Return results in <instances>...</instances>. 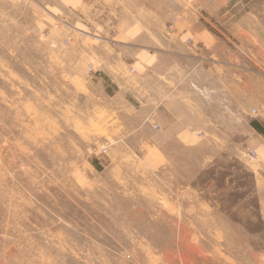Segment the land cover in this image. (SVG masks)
<instances>
[{
  "label": "rangeland",
  "instance_id": "obj_1",
  "mask_svg": "<svg viewBox=\"0 0 264 264\" xmlns=\"http://www.w3.org/2000/svg\"><path fill=\"white\" fill-rule=\"evenodd\" d=\"M137 1L153 28L170 9L165 36L197 8L207 40L150 51L222 61L197 73L198 106L221 89L244 140L153 147L155 77L118 67L133 58L76 18L0 0V264H264V0Z\"/></svg>",
  "mask_w": 264,
  "mask_h": 264
},
{
  "label": "crops",
  "instance_id": "obj_2",
  "mask_svg": "<svg viewBox=\"0 0 264 264\" xmlns=\"http://www.w3.org/2000/svg\"><path fill=\"white\" fill-rule=\"evenodd\" d=\"M37 8L45 10L48 15H65L75 19V24L84 31L96 32L108 39L114 48L119 47L133 59H116V65L124 70L132 67L137 76L150 75L157 80V97L155 106L147 111L144 122L157 125L156 138H148L153 147H159L168 141H177L182 145H194L197 133L203 131L207 135L227 136L243 141L244 133L227 132V127H236L245 121L244 115L237 111L231 117L222 119V93L217 92L214 103L217 109L210 113L198 106V79L200 70L212 75L213 69L222 71V61L219 59H157V54L150 51V46H157L165 51L172 46V40H177L180 34L194 33L192 45L204 42L210 37L206 28L197 26V8L190 12L192 21L189 25L178 19L171 34L165 36L168 12H161L162 20L157 28L150 27L145 17L152 15L146 5L137 0H32ZM164 17V18H163ZM114 25L117 32L112 35L110 27ZM85 41V40H83ZM196 46V45H195ZM122 51L123 55L124 52ZM103 62V60L100 59ZM206 64H209L207 66ZM210 71V73H209ZM130 73V72H129ZM217 81H220L216 77ZM201 96V94H199ZM201 105L206 103L205 97H199ZM208 113V114H207ZM232 124H230L231 120ZM240 121V123H239ZM243 126V125H242ZM214 131V132H213ZM156 145V146H155Z\"/></svg>",
  "mask_w": 264,
  "mask_h": 264
},
{
  "label": "built area",
  "instance_id": "obj_3",
  "mask_svg": "<svg viewBox=\"0 0 264 264\" xmlns=\"http://www.w3.org/2000/svg\"><path fill=\"white\" fill-rule=\"evenodd\" d=\"M187 2H190L192 0H186ZM102 153H106L107 148L105 146H101ZM255 152L253 150H249L247 152L248 158L251 159L254 156Z\"/></svg>",
  "mask_w": 264,
  "mask_h": 264
},
{
  "label": "trees",
  "instance_id": "obj_4",
  "mask_svg": "<svg viewBox=\"0 0 264 264\" xmlns=\"http://www.w3.org/2000/svg\"><path fill=\"white\" fill-rule=\"evenodd\" d=\"M252 126H254L258 131L262 132L261 128L258 126V124L256 123V121L252 120L251 121Z\"/></svg>",
  "mask_w": 264,
  "mask_h": 264
}]
</instances>
